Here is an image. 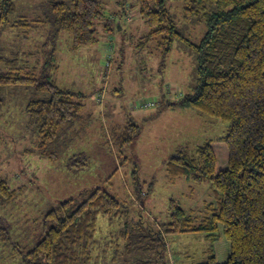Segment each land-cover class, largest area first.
Listing matches in <instances>:
<instances>
[{"label": "rangeland", "instance_id": "374dc122", "mask_svg": "<svg viewBox=\"0 0 264 264\" xmlns=\"http://www.w3.org/2000/svg\"><path fill=\"white\" fill-rule=\"evenodd\" d=\"M98 1L112 26L120 23L127 30L103 32L101 23L96 26L99 42L92 47L72 48V35L57 30L51 0H13L14 11L0 25L1 58L17 60L16 67L27 61L39 69L44 61H51L54 66L46 70L60 89L85 95L82 119L68 129L61 147L57 146V160L51 161L33 153L39 138L26 111L31 100L44 99L48 92L33 86H0V179L12 188L24 187L13 204L0 205V220L12 224L11 242L5 245L0 239V264H22L25 249L14 254L13 248L15 244L22 248L26 242L31 248L34 237L26 226L33 228L31 221L38 215L82 189L99 187L116 195L124 208L113 219L98 218L91 264L189 263L201 259L206 246L196 234L168 233L169 206L174 201L187 215L200 220L208 205H215L214 190L208 182L170 180L166 162L180 147L194 151L209 140L225 137L229 124L177 106L196 83L197 64L188 43L176 39L166 52L160 37L145 38L149 28L137 0ZM167 7L186 39H202L207 26L199 16H185L183 0H168ZM22 18L32 24L30 28L13 26ZM110 38L119 50L108 67ZM47 50L54 52L53 57ZM10 68L5 60L0 61L1 71ZM142 114L150 118L141 119ZM130 120L141 132L131 147L123 149V159L111 135L114 128ZM81 153L88 157V165L69 170L66 163ZM226 165L227 159L219 157L218 170ZM214 247L218 263L224 264L229 243L222 238ZM186 253L189 258L184 257Z\"/></svg>", "mask_w": 264, "mask_h": 264}, {"label": "trees", "instance_id": "16d2710c", "mask_svg": "<svg viewBox=\"0 0 264 264\" xmlns=\"http://www.w3.org/2000/svg\"><path fill=\"white\" fill-rule=\"evenodd\" d=\"M167 2L137 0L149 28L145 38L160 37L167 46L166 52L176 39L182 40L194 52L195 87L177 106L229 124L225 137L209 140L194 151L180 147L166 162L170 180L208 182L215 193V205L209 204L206 216L200 220L187 215L172 201L168 233H193L206 244L200 252L201 259L182 264H219L214 246L222 238L230 246L224 264H264V0H183L185 16H199L207 26L198 42H190L177 30ZM50 3L57 30L72 35L74 50L96 45L99 42L96 26L101 23L103 32L122 27L120 23L112 26L98 0ZM13 11V0H0L1 26ZM13 24L27 29L32 25L24 18ZM49 54L53 57L54 52ZM1 60L11 68L9 72L0 70V86H33L40 92H48L44 99L31 100L26 111L29 123L37 127L39 138L33 153L57 160V146L61 147L68 129L82 119L85 95L60 89L46 70V66H54L51 61H44L39 69L27 61L16 67L17 60L0 57ZM2 106L0 100V110ZM140 132L141 127L131 120L113 129L114 145L122 149L119 157L123 156L124 148L133 145ZM221 156L227 159V165L218 170ZM123 159L119 161L121 166ZM88 160L81 153L72 156L66 167L78 171L88 165ZM133 174L135 177L138 174L137 167ZM23 192L24 187L12 188L7 180L0 179V205L13 204ZM123 208L116 195L100 187L82 189L33 219V228L26 226L34 237L31 248L28 242L22 248L15 244L13 252L25 249L22 264H91L98 218L118 217ZM29 221L26 219L24 223ZM11 228L12 224L0 220V239L5 245L11 242ZM184 257L189 258L188 253Z\"/></svg>", "mask_w": 264, "mask_h": 264}, {"label": "built area", "instance_id": "2783aa9c", "mask_svg": "<svg viewBox=\"0 0 264 264\" xmlns=\"http://www.w3.org/2000/svg\"><path fill=\"white\" fill-rule=\"evenodd\" d=\"M128 22H131V18H128ZM107 49L109 51V54H108L109 60L107 61V66L110 67L111 66V62L113 60V56H114L113 53L115 52L114 40L112 38H110L108 40Z\"/></svg>", "mask_w": 264, "mask_h": 264}, {"label": "crops", "instance_id": "0c3cea01", "mask_svg": "<svg viewBox=\"0 0 264 264\" xmlns=\"http://www.w3.org/2000/svg\"><path fill=\"white\" fill-rule=\"evenodd\" d=\"M124 12L126 13V15H128V14H127V12H128L127 10H126V11L124 10ZM128 13H129V12H128ZM121 25H122V24H121ZM125 30H127V26H123V25H122V27L120 26V28H119L118 31H121V32L124 31V32H125ZM117 43H118V42H117ZM118 50H119V47H118V45H117L115 52H117ZM107 56H108V55H107ZM108 79H109V77H108ZM105 84H106V83H105ZM99 95H100V94H99ZM99 95H98V96H99ZM140 117H141V119H143V118L149 119V118H150V116H149L148 114H142ZM144 121L147 122V120H144Z\"/></svg>", "mask_w": 264, "mask_h": 264}]
</instances>
